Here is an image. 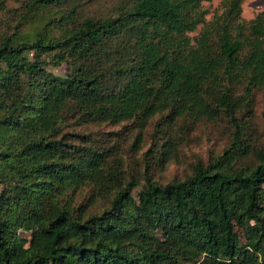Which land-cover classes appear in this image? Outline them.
Segmentation results:
<instances>
[{
	"label": "trees",
	"instance_id": "obj_1",
	"mask_svg": "<svg viewBox=\"0 0 264 264\" xmlns=\"http://www.w3.org/2000/svg\"><path fill=\"white\" fill-rule=\"evenodd\" d=\"M91 1L22 0L7 20L0 0V264H264V145L248 130L264 10L245 20L244 0H223L208 19L211 0H120L99 16ZM156 116L142 176L77 129ZM223 120L221 154L152 177L178 130Z\"/></svg>",
	"mask_w": 264,
	"mask_h": 264
},
{
	"label": "rangeland",
	"instance_id": "obj_2",
	"mask_svg": "<svg viewBox=\"0 0 264 264\" xmlns=\"http://www.w3.org/2000/svg\"><path fill=\"white\" fill-rule=\"evenodd\" d=\"M22 0H9L7 11L2 17L7 20L14 19L23 9ZM120 0H93L82 6L83 11L104 16L114 11ZM223 0H211L203 3L207 9L208 19L214 14L223 11ZM19 10V12H17ZM264 10V0H244L242 4V17L245 20L254 19ZM197 32L191 33L192 36ZM62 71L60 68L55 72ZM156 116L144 128L131 122L121 124H89L77 126L78 131L91 133V137L98 139V143L115 146L119 154L126 160V169L132 174H142L145 171L146 151L152 146L155 125L159 120ZM233 127L227 120L219 122H203L190 131L182 129L177 131L183 140L179 150L171 161L162 166H155L152 177L162 183L174 178L184 179L191 173V166L198 159L208 161L211 157L221 154L232 141ZM258 139V145H264V89L256 93L254 103V117L249 129ZM139 189V188H138ZM136 189V191L138 190Z\"/></svg>",
	"mask_w": 264,
	"mask_h": 264
}]
</instances>
